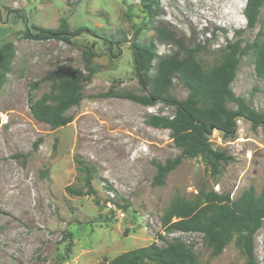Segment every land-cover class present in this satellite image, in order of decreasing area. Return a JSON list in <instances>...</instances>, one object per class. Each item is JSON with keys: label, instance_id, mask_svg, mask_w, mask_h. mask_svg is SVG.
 Listing matches in <instances>:
<instances>
[{"label": "rangeland", "instance_id": "obj_1", "mask_svg": "<svg viewBox=\"0 0 264 264\" xmlns=\"http://www.w3.org/2000/svg\"><path fill=\"white\" fill-rule=\"evenodd\" d=\"M149 25L141 0H0V42L13 41L15 56L7 80L0 86V264H105L115 256L157 242L166 246L176 237L193 245L199 264H245L247 255L234 236L215 254L200 232L168 231L161 216L177 195L193 200L200 189L229 193L237 199L253 187H264V126L254 128L237 117L235 138L213 130L214 148L233 157L213 175L201 158L185 157L155 184V162L182 153L170 129L146 123L150 113L172 115L176 107L164 101L144 105L124 93L147 95L135 70L131 41L154 42L158 57L178 49L160 40L165 25L187 46L203 47L197 60L205 69L217 65L230 42L247 47L264 39V5L250 27L247 0H159ZM68 17L70 27L87 26L70 41L27 37L34 27L57 28ZM93 51V55L89 52ZM88 53V54H87ZM99 70L82 81L84 98L69 113L73 121L56 129L38 120L31 101L49 92L48 74L61 69ZM252 48L241 56L231 88L264 113V79L255 68ZM177 99L189 94L175 75L169 88ZM233 109L237 105L229 103ZM91 168L92 186L87 174ZM257 264H264V225L255 235ZM154 264V263H151Z\"/></svg>", "mask_w": 264, "mask_h": 264}, {"label": "trees", "instance_id": "obj_2", "mask_svg": "<svg viewBox=\"0 0 264 264\" xmlns=\"http://www.w3.org/2000/svg\"><path fill=\"white\" fill-rule=\"evenodd\" d=\"M141 2L146 14L145 24L149 25L150 18L158 14L159 0ZM263 5L264 0H247L245 15L250 27L257 23ZM164 26L157 27L158 38L174 42L178 49L161 56L156 67L157 74L153 75L152 62L159 56L156 44L152 41H139V29L136 30L131 41L135 70L142 88L148 94L122 95L144 105L164 101L176 107L172 115L150 113L146 118V123L152 127L170 129L175 145L182 149V153L176 157L168 158L165 162H155V184H164L169 172L176 169L185 157L201 158L213 175L220 173L222 164L232 161L233 157L213 147L210 139L213 130L221 131L225 138H235L239 116L250 120L255 129L264 126V113L252 108L231 88L237 76L240 58L249 48L256 54V72L264 79V39L244 48L240 47V41L228 43L226 54L220 63L207 70L196 57V53L203 47L187 46ZM34 28L38 30L37 33L27 29L24 35L40 40L61 38L70 41L72 36L84 31L94 32L87 26L72 29L68 17H63L57 28ZM262 34L264 36V32ZM15 51L14 42L3 38L0 42V86L7 80ZM89 54L93 55V51ZM90 59L87 58L86 69L90 74L87 77L80 69H61L48 74V78L53 80L52 89L30 104L31 112L38 120L48 123L53 129L73 121L74 117L69 111L84 98L81 82L88 81L100 68L98 64L91 65ZM175 75L180 77L189 90L183 100L175 98L169 91ZM230 102L235 103L237 108H231ZM80 169L86 171L89 189L86 192H75L79 195L95 194L91 182V168L81 165ZM161 222L168 231L203 233L215 254L221 253L235 236L236 245L247 255L245 264H257L255 235L264 225V187L259 195L253 187L244 190L237 199L232 198L229 193L206 191L204 188L200 189L193 200L177 195L161 216ZM151 263L199 264V261L193 245L181 237H176L168 241L166 246L154 242L125 251L105 264Z\"/></svg>", "mask_w": 264, "mask_h": 264}]
</instances>
